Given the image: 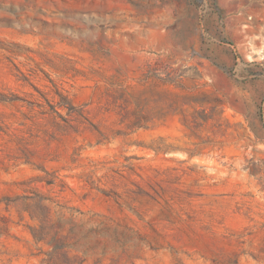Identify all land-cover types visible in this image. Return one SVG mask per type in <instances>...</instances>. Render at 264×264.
Segmentation results:
<instances>
[{
  "label": "rangeland",
  "instance_id": "374dc122",
  "mask_svg": "<svg viewBox=\"0 0 264 264\" xmlns=\"http://www.w3.org/2000/svg\"><path fill=\"white\" fill-rule=\"evenodd\" d=\"M249 1L0 0V264H264Z\"/></svg>",
  "mask_w": 264,
  "mask_h": 264
},
{
  "label": "crops",
  "instance_id": "0c3cea01",
  "mask_svg": "<svg viewBox=\"0 0 264 264\" xmlns=\"http://www.w3.org/2000/svg\"><path fill=\"white\" fill-rule=\"evenodd\" d=\"M235 15H231L233 21L246 26L247 36H264V0H250L248 4L235 8ZM257 30L259 33H255Z\"/></svg>",
  "mask_w": 264,
  "mask_h": 264
}]
</instances>
